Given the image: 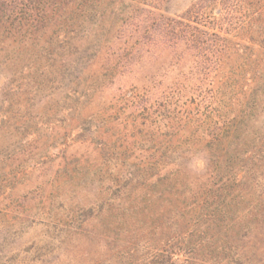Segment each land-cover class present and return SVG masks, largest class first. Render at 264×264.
Segmentation results:
<instances>
[{
	"label": "trees",
	"instance_id": "1",
	"mask_svg": "<svg viewBox=\"0 0 264 264\" xmlns=\"http://www.w3.org/2000/svg\"><path fill=\"white\" fill-rule=\"evenodd\" d=\"M147 53L164 70L141 74ZM262 118L264 0H0V140L30 158L60 147L32 168L51 162L55 191L42 185L36 219L7 221L0 239L31 223L58 248L206 264L200 251L245 228L241 185L264 179V144L244 150ZM16 153L0 152L6 176Z\"/></svg>",
	"mask_w": 264,
	"mask_h": 264
},
{
	"label": "rangeland",
	"instance_id": "2",
	"mask_svg": "<svg viewBox=\"0 0 264 264\" xmlns=\"http://www.w3.org/2000/svg\"><path fill=\"white\" fill-rule=\"evenodd\" d=\"M165 63L164 57L155 59L151 58V53H147L141 60L140 73L143 75L159 73L166 67ZM132 83L129 78H123L117 82L116 87L128 89ZM113 93L110 91L106 96L111 97ZM40 126L44 127L41 123L39 128ZM249 127L251 131H257L259 137L253 139V135H247L244 150L260 151L264 144V118L259 122L249 123ZM59 148L52 146L46 150L37 149L33 158H30L28 154L16 153L15 148L7 149V142L4 139L0 140V152L16 153L15 159L8 161L13 163L12 170L9 167L5 168L9 175L8 171L7 176L5 170L0 172V182L2 178H6L0 185V226L9 220L23 217L26 213L28 217L36 219L39 215L37 213L40 187L47 185L46 194L55 191L50 183L55 167L50 162L47 173L32 168L44 155L54 157L53 154L57 153ZM24 168L27 169L26 174L21 177L18 171ZM241 186L248 195L236 202L233 208L234 213H239L242 218L245 216L241 222L242 225L245 224V228L239 234L237 230L231 233L232 243L229 244L231 247L225 252L214 248L200 251L198 254L200 258L207 260L206 264H264V179L260 178L258 173H254L249 175ZM44 230L41 225L31 223H26L22 227L17 225L15 229H11L4 239H0V264H152L144 260V256L148 258L152 253L146 246L144 249L142 247H136L135 250L126 249L123 257L109 252V246L106 244L99 243V247L92 250L89 244L80 238L67 241L58 248V243L40 241L44 237ZM243 235L249 238H244ZM56 251L61 253L57 263L52 260Z\"/></svg>",
	"mask_w": 264,
	"mask_h": 264
}]
</instances>
